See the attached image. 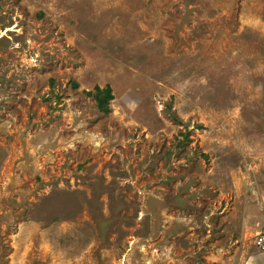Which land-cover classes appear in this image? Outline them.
<instances>
[{
    "label": "rangeland",
    "instance_id": "1",
    "mask_svg": "<svg viewBox=\"0 0 264 264\" xmlns=\"http://www.w3.org/2000/svg\"><path fill=\"white\" fill-rule=\"evenodd\" d=\"M263 223L264 0H0V264H264Z\"/></svg>",
    "mask_w": 264,
    "mask_h": 264
},
{
    "label": "trees",
    "instance_id": "2",
    "mask_svg": "<svg viewBox=\"0 0 264 264\" xmlns=\"http://www.w3.org/2000/svg\"><path fill=\"white\" fill-rule=\"evenodd\" d=\"M76 83L74 84V86ZM94 92L87 91L86 94L92 96L95 100V106L96 108L106 113L109 111V102L113 98L111 93V87L109 85H106L104 88H101L99 86L94 87Z\"/></svg>",
    "mask_w": 264,
    "mask_h": 264
},
{
    "label": "built area",
    "instance_id": "3",
    "mask_svg": "<svg viewBox=\"0 0 264 264\" xmlns=\"http://www.w3.org/2000/svg\"><path fill=\"white\" fill-rule=\"evenodd\" d=\"M253 246L259 251H264V223L261 229L253 236Z\"/></svg>",
    "mask_w": 264,
    "mask_h": 264
},
{
    "label": "clouds",
    "instance_id": "4",
    "mask_svg": "<svg viewBox=\"0 0 264 264\" xmlns=\"http://www.w3.org/2000/svg\"><path fill=\"white\" fill-rule=\"evenodd\" d=\"M252 246H253V240H252ZM254 247V246H253ZM255 248V247H254ZM256 249V248H255ZM262 252H264V251H262Z\"/></svg>",
    "mask_w": 264,
    "mask_h": 264
},
{
    "label": "crops",
    "instance_id": "5",
    "mask_svg": "<svg viewBox=\"0 0 264 264\" xmlns=\"http://www.w3.org/2000/svg\"><path fill=\"white\" fill-rule=\"evenodd\" d=\"M261 229V228H260Z\"/></svg>",
    "mask_w": 264,
    "mask_h": 264
}]
</instances>
